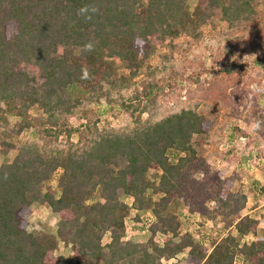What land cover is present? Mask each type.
Masks as SVG:
<instances>
[{"label": "trees", "instance_id": "obj_1", "mask_svg": "<svg viewBox=\"0 0 264 264\" xmlns=\"http://www.w3.org/2000/svg\"><path fill=\"white\" fill-rule=\"evenodd\" d=\"M217 13L228 29L213 45L225 92L235 86L233 43L264 34V0H197L191 11L188 0H0V148L17 151L0 166V264H167L180 254L184 264H264V206L258 219L242 213L245 193L230 190L236 175L207 185L191 178L192 169L203 171L195 137L210 129L198 104L156 115L180 68L148 62L169 39H197ZM116 61L128 72L119 79ZM191 80L189 96H213ZM102 101L126 113L133 128L88 124L83 141L59 147L62 134L69 141L78 130L70 122ZM258 106H251L253 123L264 121ZM150 170L159 174L156 185ZM53 175L58 195L46 186ZM34 204L57 215L55 235L28 230ZM179 205L201 220L187 225ZM144 211L153 217L135 227L147 233L135 243L128 225H142ZM208 222L221 233L207 232ZM59 242L71 246L65 263L55 255Z\"/></svg>", "mask_w": 264, "mask_h": 264}, {"label": "rangeland", "instance_id": "obj_2", "mask_svg": "<svg viewBox=\"0 0 264 264\" xmlns=\"http://www.w3.org/2000/svg\"><path fill=\"white\" fill-rule=\"evenodd\" d=\"M197 0H188L190 11L195 6ZM264 25V17L260 20ZM262 26V25H261ZM228 33L227 24L219 19L217 13L210 22L201 28V33L197 39L181 36L177 39H169L163 45L157 48V54L148 62L152 67L162 65H174L180 68V75L175 82L171 83L173 96L159 101L157 118L168 114L175 106L189 107L198 104L197 111L204 115L210 123V129L207 135L196 136L195 144L198 151L197 163L201 164V170L192 169L191 178L196 181L214 183L216 178L222 179L227 176L236 175L230 187L231 192L245 193L246 206L243 214H250L258 219L261 207L264 206V195L255 196L259 190L264 187V128L261 134L251 132L250 126L253 123L249 119V113L253 103H259V112L264 115V34L261 37L251 38V33L243 34V40L233 43L238 46L229 56L230 63L235 64L234 87L224 92L222 89L223 75L216 64L213 62L215 51L213 45L222 43L221 37ZM58 52H61L60 47ZM167 56L170 62L162 61L160 56ZM164 62V63H162ZM118 71V77L126 76L127 71L121 68L118 61L114 63ZM191 77L198 78L204 88L212 91L211 98H202L198 94L188 95L189 90H194L195 84ZM144 78V74L133 79L138 82ZM237 80V81H236ZM139 87V86H138ZM167 89H165V92ZM144 114V117H147ZM132 119L124 112L120 111L116 105L102 104L95 108L93 104L88 106L87 115L70 122L72 127L78 128L71 139L67 141L65 135L58 138L57 145L67 148L71 143L83 141L87 135L85 125L96 124L99 129L108 127L114 130H122L126 127L133 128ZM238 127L239 132L233 134V128ZM29 135H23L22 141H25ZM229 152L231 154H229ZM17 151L15 149L3 153L0 148V166L3 163L12 162ZM260 155H259V154ZM204 164V165H203ZM204 168L207 174L204 173ZM245 171V172H244ZM257 180L258 187H252L249 174ZM158 172L150 170L147 178L152 184L158 183ZM207 175V176H205ZM207 177V178H206ZM209 178V179H208ZM55 175L51 176L46 184L48 188L56 191ZM150 194V190L148 191ZM128 201L127 197L121 198ZM208 206V204H206ZM210 206V205H209ZM28 218V230L37 235L44 236L49 233L55 235L58 217L46 206L34 204L30 207ZM185 214L187 225L197 223L201 220L198 213L189 215L188 209L182 206H176V212ZM143 224L128 225V240L132 242H143L147 238V233H136V228L145 226L152 220L150 211H144L140 214ZM136 227V228H135ZM260 224L259 228L262 229ZM219 223H207V232L213 237L221 233ZM55 255L61 257L62 263H65L71 255V246L63 243H57ZM186 255L180 254L170 259L167 264H184Z\"/></svg>", "mask_w": 264, "mask_h": 264}, {"label": "clouds", "instance_id": "obj_3", "mask_svg": "<svg viewBox=\"0 0 264 264\" xmlns=\"http://www.w3.org/2000/svg\"><path fill=\"white\" fill-rule=\"evenodd\" d=\"M88 47H90V46H86V48H88ZM262 124H264V121H256V122H254V123L251 124L249 130L251 132H259V131L262 130V128H261V125Z\"/></svg>", "mask_w": 264, "mask_h": 264}]
</instances>
